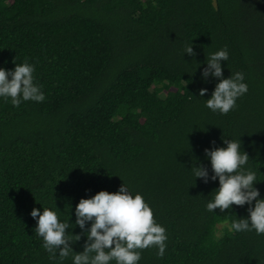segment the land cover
Here are the masks:
<instances>
[{"label":"trees","instance_id":"16d2710c","mask_svg":"<svg viewBox=\"0 0 264 264\" xmlns=\"http://www.w3.org/2000/svg\"><path fill=\"white\" fill-rule=\"evenodd\" d=\"M191 42L195 57H183ZM225 46L224 78L243 72L248 92L221 115L204 101L218 81L200 73ZM26 60L46 100L0 99V264H60L32 209L74 224L81 198L122 184L168 235L163 258L151 247L139 264H264V234L226 226L248 206L208 212L218 182L190 170L240 138L264 197V0H0V67Z\"/></svg>","mask_w":264,"mask_h":264},{"label":"clouds","instance_id":"9594fccd","mask_svg":"<svg viewBox=\"0 0 264 264\" xmlns=\"http://www.w3.org/2000/svg\"><path fill=\"white\" fill-rule=\"evenodd\" d=\"M192 42L184 48V55L195 57ZM229 60L227 46L210 53L200 76L203 82L209 78L218 81L205 107L221 115L237 107V100L248 92L245 74L236 72L228 78L223 76L222 62ZM197 64V63H196ZM201 68L200 64L196 70ZM35 66L27 60L15 64L14 69L0 67V99H10L14 107L23 102L42 103L46 96L42 86L34 82ZM208 94L207 88L199 90V96ZM224 147H212L204 150V156L210 169L195 161L190 170L207 184L218 182L213 190L214 196L206 204V210L214 213L231 210L233 205H247V218H237L227 223L228 231L255 232L264 234V197L255 187L256 173L250 170L248 154L242 149V142L223 140ZM211 172V175H210ZM260 183V182H259ZM75 223L62 220L61 212L54 207L33 208L30 216L36 222V234L43 240V248L49 253V259L60 264L72 257V264H139L141 251L151 247L158 249L157 256L163 258L167 248L168 235L165 227L154 219L151 206L139 194H133L129 187L122 184L110 193L102 190L90 198H81L75 206ZM73 225L81 234L73 235ZM87 226V227H86ZM74 227V228H75ZM85 236L83 251L75 253L73 245Z\"/></svg>","mask_w":264,"mask_h":264}]
</instances>
